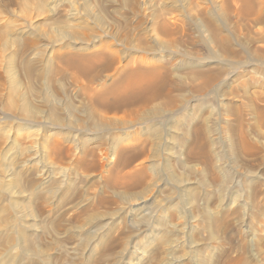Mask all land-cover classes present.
<instances>
[{"label": "rangeland", "instance_id": "obj_1", "mask_svg": "<svg viewBox=\"0 0 264 264\" xmlns=\"http://www.w3.org/2000/svg\"><path fill=\"white\" fill-rule=\"evenodd\" d=\"M27 2L0 0V264H264V0Z\"/></svg>", "mask_w": 264, "mask_h": 264}, {"label": "bare ground", "instance_id": "obj_2", "mask_svg": "<svg viewBox=\"0 0 264 264\" xmlns=\"http://www.w3.org/2000/svg\"><path fill=\"white\" fill-rule=\"evenodd\" d=\"M33 2H34V0H32ZM24 2H25V0H24ZM31 2V1H30ZM29 2V0H28V2L27 3H30ZM33 2H32V4H31V6L33 5ZM35 2H37V1H35ZM24 4V3H23ZM40 4H41V6L43 5L42 4V2H40ZM25 5H26V3H25ZM35 5H37V4H35ZM38 6V5H37ZM25 7V6H24ZM26 7H30L29 6V4L26 6ZM25 7V8H26ZM21 8H23V7H21ZM33 9V8H32ZM35 9H36V7H35ZM37 9H38V7H37ZM41 9V8H40ZM24 10V9H23ZM28 10V9H27ZM39 10V9H38ZM36 11V10H35ZM41 11V10H40ZM79 13V12H78ZM27 14V13H26ZM77 15V14H76ZM27 16H29V14H27ZM38 17V16H37ZM1 18V17H0ZM28 18V17H27ZM31 19V18H30ZM34 19V18H33ZM25 20V19H24ZM1 28V27H0ZM59 28V27H58ZM7 29V28H6ZM3 30H4V28H3ZM2 30V31H3ZM10 30V29H9ZM1 31V30H0ZM63 33H65V31H63L61 34H63ZM9 34H10V32H9ZM18 34V33H17ZM12 35V34H11ZM2 36V35H1ZM0 36V37H1ZM8 36V35H7ZM14 36V35H13ZM12 37V36H11ZM16 37V36H15ZM15 37H12V38H15ZM67 37V36H66ZM4 38H5V35H4ZM63 38V37H62ZM8 40V39H7ZM15 40V39H14ZM5 41V40H4ZM9 41V40H8ZM10 42V41H9ZM8 42V43H9ZM26 42V41H25ZM13 43V42H12ZM6 44H7V41H6ZM62 56H65V55H62ZM60 58V57H59ZM64 58V57H63ZM63 62H65V64L67 65V66H70V67H75V68H78L81 72H85V70L86 69H84V68H86V67H84V66H87L86 64H88V62L90 61V58L88 57V56H83V55H75V56H73L72 58H69V57H65V59L64 60H62ZM138 76L139 75H137V74H133V75H129L127 78H126V80H124V88L123 87H121V88H123V89H125L126 91H127V93H125V94H117V95H115L114 96V98H116V97H118L117 98V100L115 99V100H113V101H116L117 103L118 102H127V104H128V102H129V104L132 102V103H134V101H141L142 103H148V102H150L151 100H153V98H155L157 95H158V93H159V91H158V89H159V87L160 86H162V84L163 83H165L166 82V78H162L161 80H158V81H156L155 80V75L153 74V72H149V74L147 75V77H145V78H138ZM167 77V76H166ZM161 78V77H160ZM13 87H12V89H15V83L12 85ZM120 87V86H119ZM118 87V88H119ZM122 89V90H123ZM109 92H111V93H117L118 92V90H116V88H111V89H107ZM122 90H121V92H122ZM161 90V89H160ZM117 91V92H116ZM108 93V92H107ZM118 93H120V90H119V92ZM11 94V93H10ZM13 96V95H12ZM105 95H103V97H104ZM9 100H11V98L9 99ZM97 100H99V99H97ZM100 101H101V99H100ZM99 101V102H100ZM8 102H10V101H8ZM97 102V101H96ZM5 103V102H4ZM114 103V102H113ZM15 104V103H14ZM106 104H108V103H106ZM126 104V105H127ZM128 104V105H129ZM118 105V104H117ZM116 104H115V106H117ZM123 105H124V103H123ZM142 105V104H141ZM7 106V105H6ZM10 107L11 106H13V103H11L10 105H9ZM107 106H109V105H107ZM35 107V106H34ZM34 107H32L30 104H29V102L26 100L25 102H24V104H23V110L24 111H26L27 113H29V116H30V114L32 113V114H34V113H39L40 112V109H39V111L37 110V109H35ZM8 108V107H7ZM12 109L11 110H14L13 109V107H11ZM42 111V110H41ZM158 111V110H157ZM161 111V110H160ZM153 112H155V110L153 111ZM27 113H24V114H27ZM157 113H159V112H157ZM156 113V114H157ZM23 114V113H22ZM36 114H34V116H35ZM41 116H43L44 117V115H42V114H40ZM27 116V115H26ZM31 116H33V115H31ZM42 118V117H41ZM7 132V131H6ZM2 135V134H1ZM18 135V134H17ZM37 145V144H36ZM39 152V151H38ZM44 165V164H43ZM47 181V180H46ZM1 183V182H0ZM3 184V183H2ZM224 186V185H223ZM221 187L222 188V191H223V189H224V187ZM130 261V260H129ZM133 261V260H132ZM135 262V261H134Z\"/></svg>", "mask_w": 264, "mask_h": 264}]
</instances>
